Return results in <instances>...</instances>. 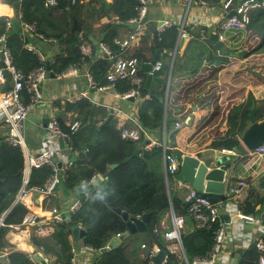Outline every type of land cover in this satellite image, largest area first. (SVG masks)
Instances as JSON below:
<instances>
[{
  "label": "trees",
  "instance_id": "16d2710c",
  "mask_svg": "<svg viewBox=\"0 0 264 264\" xmlns=\"http://www.w3.org/2000/svg\"><path fill=\"white\" fill-rule=\"evenodd\" d=\"M9 5L13 11V17L0 15V35L5 34V44L11 55L13 66L23 74H28L42 63L45 65L49 56V70L53 74H59L70 66L79 67L82 61H88V57L81 52V47L95 44L91 38L97 39L109 46L112 54L124 50L115 44V40L121 36L124 29L129 34L136 30L130 26V21L138 15V0H111L109 7L101 0H76L70 4L69 0H57V5L46 7L44 0H0ZM212 2V0H201ZM215 1V0H213ZM107 22L94 27L102 18ZM75 18L82 27V32L72 30V19ZM6 22L10 23L6 28ZM25 25L32 26L33 30H25ZM24 26V27H23ZM251 31L260 37L259 43L249 52L241 47V39L246 32ZM226 36L222 37L227 48L217 49L211 46L206 50V63L208 65L226 64L239 58H247L251 64H243L239 69L226 75H231L237 84V94L242 99L233 101L227 111L224 121L215 123L216 128L212 136H206L203 132L207 127L212 129L211 120L197 132L193 133L183 146L184 151H194L196 147L205 143V148L218 150H234L240 146V135L248 126L249 109L253 104L254 118L256 121L264 119V66L255 65L256 59L251 60L258 54L264 53V9L256 8L249 12V22L246 29H229L223 31ZM178 26L170 27L158 32L150 46H140L132 54L140 66L147 61V52L153 54L156 49L165 52H173L176 46ZM223 35V34H222ZM147 38V37H146ZM229 39H234L235 44H228ZM30 45L39 49L44 61L26 49ZM240 54L231 56L229 53ZM253 64V65H252ZM112 61L102 57L90 63L89 76L95 83L96 88L102 85H110L117 93H125L132 88L142 91V84L138 87L126 80L109 82L106 74L111 70ZM0 68H5V63L0 60ZM139 77L143 76L141 69ZM6 80L1 85L2 90L12 87V76L5 70ZM251 78V79H250ZM247 79V87L244 81ZM243 83V84H242ZM246 92V96L244 95ZM160 97L150 96L138 109V117L146 131L155 133L156 137L161 133L162 127L171 130L168 121L169 111L164 106L165 85L160 87ZM21 99L24 104L30 101V94L23 88ZM90 104L83 101L76 107L90 108ZM75 108V107H74ZM184 120V119H182ZM87 125L88 128H92ZM64 133H69V128H62ZM220 130V132H218ZM71 153H76L72 163L67 166L58 176V186L64 191L78 196L80 206L74 212H62L59 202L62 200L58 192H51L43 196V210L55 208L61 213L62 221L53 225L52 232L41 236L35 226H31V243L36 252H40L52 264H71L72 250L69 245L71 228L81 226L86 231L83 237L85 246L95 252L93 264H132L124 250V242L119 246L100 252L109 240L126 230V222L115 211L120 209L129 216H141L149 213L146 220L147 233L152 235L156 245L161 246L166 252L164 264H184L180 250H170L168 244L154 234L153 229L159 222V216L170 206L176 215L189 217L192 230L182 235V245L189 264L196 259L207 258L212 251L216 230L221 226V217L214 222L195 219L189 212V206L185 205L187 191L179 189L183 196L178 197L166 184V177L162 169V145L144 150L146 140L141 134L136 141L122 139L117 122L101 129V136L94 144L88 146L86 153L79 149L80 136L76 133L71 135ZM166 153L179 155L175 135L165 144ZM139 151L138 156H133ZM129 159L125 161L126 158ZM117 166L109 168L110 164ZM25 170V158L20 146H11L4 137H0V215L4 214V226L0 228V261L3 264H34L31 256L21 251L4 253L8 246L7 234L13 228L22 226L24 216L30 211L25 205L16 201V196L23 186ZM179 172L174 177L179 178ZM55 174L50 165L44 164L33 168L28 176L25 188L35 192L44 187L48 180ZM97 174L106 178L96 185H92V179ZM172 175H169V179ZM169 182V180H168ZM264 197H258L251 192L241 205V212L259 217L262 213ZM201 213L209 214L206 208ZM39 222V218H38ZM264 244V235L254 241L243 253L240 264H258L260 257H264V250L256 247V243ZM54 257L52 260L51 258ZM148 258L140 262L147 264Z\"/></svg>",
  "mask_w": 264,
  "mask_h": 264
},
{
  "label": "crops",
  "instance_id": "0c3cea01",
  "mask_svg": "<svg viewBox=\"0 0 264 264\" xmlns=\"http://www.w3.org/2000/svg\"><path fill=\"white\" fill-rule=\"evenodd\" d=\"M108 1L109 3L111 2V0ZM144 1L147 22L139 24L138 28L135 29L136 31L133 32L137 35V38L132 46L119 51L117 54L111 53L110 55H106L99 48L100 42L90 37L95 44V48L92 49L91 44L83 45L87 48L84 54L88 57V61H82L80 66L76 68V73L67 77H60L58 74L53 73V77H50L46 72L44 80L42 81L41 91L40 93L38 92L39 98L34 102L29 101L28 103L30 107L25 119L24 138L29 151L35 155L45 150L50 151L53 157H56L57 161L61 162L59 175L72 163L76 153H71V138L68 139L70 147L69 143L68 145L65 143L61 145L59 138L62 136L50 131L47 128V123L52 119L57 120L61 132H63L62 128H69L73 121H79L81 124L76 132V135L80 136L78 146L82 153H86L88 146L94 144L95 140L100 138L101 129L99 130V136L96 134V129L110 114V109L114 110V117L110 124L117 122V128H131L138 130L140 135H145L146 142L141 147L144 150L162 145L163 142L166 144L175 135V148L181 154L194 155L202 161L214 158L222 152L232 153L227 152L225 149L205 148V143L196 147L194 151H184L183 146L185 144H191L187 142V139L210 120L212 122V129L210 130L207 127L206 136H212V133L215 131V123L224 121L231 103L242 99V96L237 94L236 81L231 75H226V73L229 70L233 72L239 69L243 64H251V61L247 58H239L240 54H233L236 57L239 56L235 61L231 60L226 64L208 65L205 56L206 50L215 44V41L212 40L213 36L217 37V41L224 43L222 39H219V36L222 34V36H226L221 30V24L231 14L232 9L240 0H232L228 8L224 6L227 0H212V2L201 0ZM13 14V9L0 1V15L11 18ZM164 21H168L171 25H177L178 34L179 26L183 24L189 36L180 47L179 40L173 52L161 51L160 63L168 66L165 76H162V85H165L164 106L169 111L168 121L171 130L166 132L163 125L161 133L156 137L155 133L145 130L138 117L139 107L150 96L142 94L133 100H127L115 96L112 88L98 90L88 72L90 63L97 59L105 57V59L112 61V69L117 60L132 58L131 56L134 51L142 44V46L146 47L150 46L152 41L156 44L152 23ZM104 22H107V18L105 17L98 23H95L94 27L96 28ZM24 29L33 30V27L25 25ZM156 32L158 35L157 28ZM129 35L126 30L122 29L119 38H127ZM235 39H241V47L246 52L251 51L260 41V37L250 30L242 38L238 37ZM228 44L234 46L235 40L229 39ZM225 48H227V45L224 43ZM153 54L147 52V61L152 59ZM250 58L251 60H261L255 64L258 67L257 69L264 66V53ZM169 72L171 73L170 78L167 75ZM126 81L130 82V80ZM90 82H92V85ZM140 84L143 86V82L140 81ZM244 85L246 88L247 79L244 81ZM158 91H160V88ZM244 95H247L246 92ZM83 101L88 102L91 105L90 108L76 107ZM91 122L93 123L92 128H88L87 125H91ZM176 122L180 123L179 127H176ZM183 124H187V127ZM184 127L186 128L184 129ZM171 132L174 133L172 134ZM5 134L6 126L0 124V137H4ZM170 134L172 135L170 136ZM232 158L238 159L240 165L238 170L230 175L228 180L227 177L225 178V199L214 204L217 213L221 217L223 241L217 251H215L214 256H211L210 264H240L243 253L254 241L264 235V225L260 216L254 217L251 214H245L240 209L251 192L256 193L258 197H264V153L256 157H250L248 150H245L240 152L238 156L232 155ZM162 169L164 170L163 152ZM177 180H180V178L173 177L172 182H168L171 191L177 193L178 197H180L183 196V192L179 189L183 187L188 195L190 193L189 185L180 186ZM240 181H243L246 187H242L240 193L233 194L232 189ZM56 191L62 199L59 202V208L62 212L68 211L69 206L78 196L64 192L60 186L57 187ZM43 196L40 194L37 196L36 192H34L30 198L31 200L27 201L29 205L25 206L37 214L39 222L35 227L38 231L45 228L47 230L46 234H48L52 232V224H55V222L52 220V211L43 210ZM190 213L196 219L195 214L193 212ZM239 213L250 215L253 219L240 217L238 215ZM262 213H264V203ZM185 218L189 225V231H191L190 216ZM31 230V227L26 225L13 228L7 234L6 242L8 246L4 248L3 252L21 251L27 253L31 256L32 262L36 264L32 256L35 248L31 243ZM142 235L148 238H141ZM138 239L140 244L138 246L134 245V242ZM68 242L72 250L71 264H93L95 252L90 247L84 245L83 238L75 240L71 234ZM142 244H145L146 247L141 248ZM150 249H157V245L152 235L147 232L132 235L124 242V250L132 264H140L141 261L146 259V253ZM51 259L53 260L54 257ZM194 261L192 264H197ZM48 262L52 264L50 261Z\"/></svg>",
  "mask_w": 264,
  "mask_h": 264
},
{
  "label": "built area",
  "instance_id": "2783aa9c",
  "mask_svg": "<svg viewBox=\"0 0 264 264\" xmlns=\"http://www.w3.org/2000/svg\"><path fill=\"white\" fill-rule=\"evenodd\" d=\"M140 5L137 7L138 15L134 17L130 22L131 23H140L142 18L146 14V6L144 0H138ZM232 0H227L224 4L225 8H228ZM70 4H74L76 0H69ZM57 5V0H44V6L51 7ZM262 8L264 9V0H240L232 9L231 15H229L225 21L221 24V30L226 31L229 29H246L249 22V12L252 9ZM10 23L6 22V28H9ZM171 24L168 21L162 22L160 26L157 27V31H163L164 29L170 27ZM31 28V27H29ZM32 29V28H31ZM189 34L184 29V25L180 24L179 34L176 40V46L181 38H188ZM222 35L219 36V39H222ZM137 35L131 33L127 38H117L115 44L120 48H129L132 46L133 42L136 41ZM100 50L106 55H110L111 51L109 46L103 42L99 43ZM26 49L35 53L41 63L44 61L41 51L33 46L27 45ZM86 47H81V52L84 54ZM0 52L3 54V62L5 63V68H0V124L6 126V134L4 136L5 141L11 146H20L24 153L25 158V170H24V180L23 186L21 187L19 193L16 196V201L22 203L23 205H29L31 197L33 196L34 190H28L25 188V185L28 180L30 171L33 168L40 167L41 165L47 164L50 165L55 174L48 180L43 188L36 191L40 195H46L52 192L53 187L58 185V176L56 175L57 166L52 160V153L48 150L42 151L40 154H32L29 151L26 140L24 138V128H25V119L27 112L29 110L30 104H24L21 99V93L23 88H26L30 94V102H34L39 98L38 85L41 81L44 80L46 75L45 65L42 63L39 67L35 68L28 74H23L20 70L16 69L11 61V55L8 47L5 44V34L0 35ZM159 63L154 67L158 68ZM77 67L70 66L69 68L61 71L58 75L60 77H67L76 73ZM140 69V64L136 58L128 59H119L114 63L113 68L106 74V79L113 83L117 80H130V82L139 86L141 78L138 75ZM5 70H7L12 76V87L7 90H2L1 85L5 82ZM92 85V82H90ZM112 88L110 85L98 86V90H105ZM115 96H118L123 99H127L130 96L139 94L137 88H132L125 93H117L114 91ZM80 98V97H79ZM78 98V99H79ZM80 122L75 120L69 126V133L61 132V128L57 120L52 119L47 123V128L50 131L55 132L56 134L61 135L62 137H67L70 139L71 135L75 134L79 127ZM176 127L180 126L179 122H176ZM120 137L126 140L136 141L140 137L138 130L121 127L120 128ZM70 147V143H69ZM163 157H164V173L166 177V184L168 185L169 175H174L180 171V165L177 158L182 157L184 154L173 155L166 153V146L163 142ZM227 152H232V150H226ZM264 153V144L248 150V155L250 157H256ZM178 185L186 186L187 184L183 183L181 180H177ZM242 187H246L243 181L238 182V184L232 189L233 194L240 193ZM194 196V192L190 189V193L187 195L186 200H189ZM80 206V201L78 199L74 200L68 208V212H74ZM209 210V214L201 213L202 208ZM189 211L195 214L196 219L201 221V223H206L207 221L214 222L220 218V215L217 213V209L214 204H210L204 200L196 199L190 206ZM53 217L52 220L55 223H60L62 221L61 214L55 209H52ZM240 217L253 219L250 215H244L242 213L238 214ZM139 217V215L135 216ZM23 225L26 226H35L38 224L37 214L33 211H29L23 218ZM4 226V214L0 215V228ZM79 228H82L78 225ZM189 225L185 217L181 215H176L173 212L172 207L170 206L164 213L159 216V222L153 229L154 234L160 237L166 244H168L170 250H180L183 256L184 264H189L185 256L183 245H182V235L189 232ZM41 236H44L47 233L45 228H42L38 231ZM119 235V234H117ZM116 235V236H117ZM214 244L212 251L210 252L207 258L196 259L194 263L197 264H210L211 256L213 257L215 251L219 248L220 244L223 241V230L221 226L216 230L214 236ZM146 245L142 244L141 248H145ZM256 247L260 250H264V244L257 242ZM157 249H150L146 253V258H148L147 264H153L151 257L156 253ZM46 260H48L46 258ZM0 264H3L0 261ZM258 264H264V257H260Z\"/></svg>",
  "mask_w": 264,
  "mask_h": 264
},
{
  "label": "water",
  "instance_id": "95a60500",
  "mask_svg": "<svg viewBox=\"0 0 264 264\" xmlns=\"http://www.w3.org/2000/svg\"><path fill=\"white\" fill-rule=\"evenodd\" d=\"M104 4L109 7L108 0H101ZM231 15V14H230ZM147 22V15L142 18L139 24H143ZM138 23H130V26L133 29L138 28ZM162 22H153L152 30L154 37H157L156 28L160 26ZM72 30H76L78 32L82 31V27L79 25L75 18L72 19ZM184 38L180 39L179 47L183 44ZM213 41H215V48L224 49V43L222 41H217V37L213 36ZM156 42V41H155ZM233 55V53H230ZM236 55V54H235ZM161 50L156 49L153 57L150 61L143 62L140 66L141 72L143 76L141 78V82H143L142 92L141 94H137L134 96H130L127 100H133L142 94L147 96H155L160 97V93L158 89L162 86V76H165L168 66L166 64L160 63ZM47 61L45 63V69L47 74L50 77H53V74L49 70V56H46ZM0 59L3 61V54L0 52ZM159 63L158 68H154L156 64ZM170 72L167 75L170 78ZM42 81L38 85V92L41 91ZM254 107L255 104L251 106L249 109V125L244 129L240 136V146L238 149L232 150V153H219L214 158L207 159L205 161L200 160L194 155L184 154L182 157H178L180 165L179 178L180 180L189 185V188L194 192V196L189 200L185 201V205L190 206L196 199L204 200L210 204H216L221 202L226 197V182L225 178L230 177L234 172L238 170L240 162L238 159L232 158V155L238 156L240 152L245 150H251L257 148L264 144V119L261 121H256L254 118ZM114 117V110L110 109V114L107 118L97 127L96 134L99 136V130L104 126L110 124L112 118ZM172 134L174 132H171ZM170 134V136L172 135ZM59 142L61 145L65 143L68 145L69 140L67 137H60ZM139 152L135 151L133 156H138ZM129 158H126L127 161ZM53 162L57 166L56 175L59 176V170L61 169V162L57 161L56 157H52ZM117 164L113 163L109 165V168L116 167ZM227 175V176H226ZM105 179V176L101 174H97L92 181V185H96ZM58 185L56 184L53 187L52 192L57 190ZM86 192L79 193V197L84 196ZM36 195L39 196V193L36 192ZM122 219L126 222V230L123 233H120L117 236L112 237L107 245L104 248H101L100 252H105L109 249L115 248L119 246L121 243L129 239L132 235L135 234H143L147 232L146 220L149 217V213L142 214L139 217L129 216L128 213L121 211L120 209L115 210ZM260 219L263 221L264 225V213L260 214ZM71 233L73 238L76 240L78 238H83L85 236L86 231L84 228H79L78 226H73L71 228ZM32 256L36 264H49L46 258L39 252H32ZM166 258L165 250L157 245V252L151 257L153 264H164Z\"/></svg>",
  "mask_w": 264,
  "mask_h": 264
},
{
  "label": "rangeland",
  "instance_id": "374dc122",
  "mask_svg": "<svg viewBox=\"0 0 264 264\" xmlns=\"http://www.w3.org/2000/svg\"><path fill=\"white\" fill-rule=\"evenodd\" d=\"M229 55H230V53H229ZM183 125L187 127V124H183ZM186 127H184V129H185ZM216 127H217V126H216ZM216 127H214V129H215ZM214 129H213V130H214ZM203 132H206V133H207V129H205ZM208 132H209V131H208ZM174 176H175V175H174ZM174 176L172 175V176L170 177L169 182H172ZM141 238H148V237L145 236V235H142ZM139 239H140V238H139ZM139 239L136 240V241L134 242V245H137V246H138V245L140 244Z\"/></svg>",
  "mask_w": 264,
  "mask_h": 264
}]
</instances>
